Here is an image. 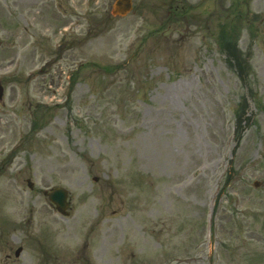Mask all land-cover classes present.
<instances>
[{
	"label": "rangeland",
	"instance_id": "374dc122",
	"mask_svg": "<svg viewBox=\"0 0 264 264\" xmlns=\"http://www.w3.org/2000/svg\"><path fill=\"white\" fill-rule=\"evenodd\" d=\"M60 1L0 0V220L59 186L109 264H264V0Z\"/></svg>",
	"mask_w": 264,
	"mask_h": 264
},
{
	"label": "flooded vegetation",
	"instance_id": "af4514ba",
	"mask_svg": "<svg viewBox=\"0 0 264 264\" xmlns=\"http://www.w3.org/2000/svg\"><path fill=\"white\" fill-rule=\"evenodd\" d=\"M35 217L37 219H34ZM5 222L0 223V252L4 259L11 260L12 264L24 254L27 255L28 264H109L110 258L106 257V251L110 245L108 232L111 224L105 219L88 220V223L76 220L81 224L64 223L63 219L52 215L34 216L31 213L22 227L23 240H20L19 253H16V248L13 249L9 242L11 237H14L10 232L16 228L6 230L10 223ZM78 228L82 230L81 247L72 254H63L66 243L64 237L73 236L79 231ZM6 247L8 252H4ZM65 259H68V262L64 263Z\"/></svg>",
	"mask_w": 264,
	"mask_h": 264
},
{
	"label": "water",
	"instance_id": "95a60500",
	"mask_svg": "<svg viewBox=\"0 0 264 264\" xmlns=\"http://www.w3.org/2000/svg\"><path fill=\"white\" fill-rule=\"evenodd\" d=\"M131 8V1L130 0H116L114 3L113 13L117 14H125ZM53 201H55L58 205L59 210H63L65 208V192L58 189L50 194L49 196Z\"/></svg>",
	"mask_w": 264,
	"mask_h": 264
},
{
	"label": "trees",
	"instance_id": "16d2710c",
	"mask_svg": "<svg viewBox=\"0 0 264 264\" xmlns=\"http://www.w3.org/2000/svg\"><path fill=\"white\" fill-rule=\"evenodd\" d=\"M223 32V33H222ZM225 33L224 30L221 31V34L219 36L220 38V48L223 52L227 55V58L231 60L235 66H237L239 69H241V58L239 57V54L236 52V46L230 43L229 41L224 42L223 40H226L227 38H223V34Z\"/></svg>",
	"mask_w": 264,
	"mask_h": 264
}]
</instances>
